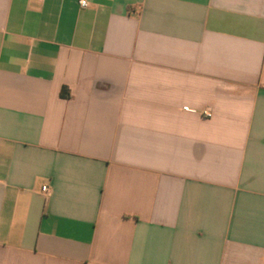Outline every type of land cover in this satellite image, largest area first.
<instances>
[{
    "label": "crops",
    "instance_id": "obj_1",
    "mask_svg": "<svg viewBox=\"0 0 264 264\" xmlns=\"http://www.w3.org/2000/svg\"><path fill=\"white\" fill-rule=\"evenodd\" d=\"M0 264H264V0H0Z\"/></svg>",
    "mask_w": 264,
    "mask_h": 264
},
{
    "label": "built area",
    "instance_id": "obj_2",
    "mask_svg": "<svg viewBox=\"0 0 264 264\" xmlns=\"http://www.w3.org/2000/svg\"><path fill=\"white\" fill-rule=\"evenodd\" d=\"M78 3H79V5H80V7L82 8V9H85V8H88L89 7V5H90V0H78ZM203 116L204 117H207V118H211L212 117V113H211V111H205L204 113H203ZM43 192H45V193H49V187H43Z\"/></svg>",
    "mask_w": 264,
    "mask_h": 264
}]
</instances>
